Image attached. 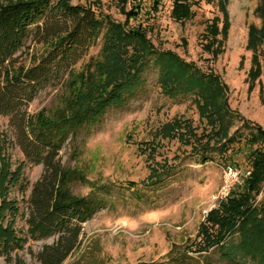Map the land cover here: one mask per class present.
Returning a JSON list of instances; mask_svg holds the SVG:
<instances>
[{
	"label": "trees",
	"instance_id": "trees-1",
	"mask_svg": "<svg viewBox=\"0 0 264 264\" xmlns=\"http://www.w3.org/2000/svg\"><path fill=\"white\" fill-rule=\"evenodd\" d=\"M141 1L127 13L129 18L140 16ZM161 1L154 0V10ZM200 1L203 0H173L172 19L179 23L189 20L194 15L192 7ZM219 6L222 21H208L202 37L203 51L214 58L223 53L230 27L224 0H220ZM256 12L261 25L250 26L247 45L253 54L249 93L263 75L260 49L264 44V0ZM104 25L106 33L98 57L75 70L84 62ZM29 40L42 46L44 52L26 64L17 55ZM153 59L165 95L194 96L201 118L212 129L200 138L215 142L224 136V143L219 141L212 147L222 154L223 161L236 166V156L242 154L248 155L250 164L240 184L209 212L202 224L194 251L199 254L198 259L189 257V249L174 246L162 264H211L209 255L213 251L227 264H264V129L255 126V132L244 138L237 133L227 135L234 118L240 115L231 110L228 87L219 75L202 73L174 53L158 52L142 26L131 27L107 17L100 19L91 8L72 5L71 0L0 2V116L9 118L26 159L44 167L28 201V235L33 240L57 236L53 245H46L38 254L41 264H65L81 247L83 225L102 205L99 199L73 194L71 184L81 177L61 164L63 144L70 137L77 138L82 129L95 126L110 107L123 104L124 95L132 94L140 85V76ZM65 76L70 81L61 106L54 111L28 114L26 109L39 89ZM177 126L185 131L179 133ZM175 133L183 134L184 142L197 137L186 121L167 128L168 137ZM243 139L244 149L234 151ZM10 144L8 136L0 133V258L8 264H24L13 258V253L24 249L27 239L16 226L20 209L11 192L21 184L25 165L13 168ZM151 148V152L156 151L155 146ZM207 160L204 155L203 164ZM162 174L163 171L153 169L152 184ZM20 188L26 192L25 187ZM260 195L263 196L258 202ZM236 236L238 240L234 242ZM82 258L89 264H109L94 252H84ZM80 259L72 264H82Z\"/></svg>",
	"mask_w": 264,
	"mask_h": 264
},
{
	"label": "rangeland",
	"instance_id": "rangeland-1",
	"mask_svg": "<svg viewBox=\"0 0 264 264\" xmlns=\"http://www.w3.org/2000/svg\"><path fill=\"white\" fill-rule=\"evenodd\" d=\"M16 1L20 0H0L2 3ZM219 2H196L192 7L193 17L179 23L171 17L173 0H162L157 10L153 8L154 0H142L140 16L134 19L127 13L140 3L138 0H71L72 5L91 8L100 19L107 17L131 27L142 26L158 52L174 53L202 73L219 75L228 87L231 110L240 115L234 118L227 135L231 137L237 133L244 138L255 132V126L264 129V44L260 49L263 75L250 93L248 76L253 54L247 48L250 26L261 25L256 12L261 0H224L230 27L223 53L214 58L203 51L202 37L208 21L223 19ZM105 33L106 25L84 62L75 70L98 57ZM43 52L42 46L29 40L17 56L29 64ZM69 81L65 76L42 86L26 109L27 113L33 115L58 109ZM124 96L123 104L110 107L95 126L82 129L77 138L70 137L60 151L61 164L77 171L81 177L71 184L73 194L102 201L96 214L83 225L80 249L65 264L76 262L84 252H94L109 264H162L174 246L189 249V257L198 259L199 254L194 253L199 242L198 233L206 213L208 215L218 206L224 170L231 166L212 147L219 141L224 143L226 138L223 136L215 142L200 138L212 129L201 118L194 96L165 95L160 88L154 59L141 74L140 85L132 94ZM185 121L194 129L196 139L184 142L183 134L179 133L185 129L178 126L179 133L167 136V128ZM0 133L10 139L13 168L25 165L22 182L12 190L11 198L18 202L20 214L16 226L27 243L22 251L13 253V258L24 264H41L38 254L46 245H53L57 236L31 239L26 219L33 185L41 178L44 167L26 159L9 118L0 116ZM243 143L244 139L234 151H242ZM151 146L156 147L155 152H151ZM204 155L208 160L203 164ZM236 157L237 164L231 167L241 172L242 179L250 170L248 155ZM153 169L163 171L156 184L150 179ZM233 240L237 242L238 237ZM209 261L227 264L214 251L210 253ZM80 262L89 264L84 258ZM0 264L8 263L0 258Z\"/></svg>",
	"mask_w": 264,
	"mask_h": 264
},
{
	"label": "built area",
	"instance_id": "built-area-1",
	"mask_svg": "<svg viewBox=\"0 0 264 264\" xmlns=\"http://www.w3.org/2000/svg\"><path fill=\"white\" fill-rule=\"evenodd\" d=\"M241 182V172L234 167H226L224 170V185L217 199L218 202L226 199L237 184ZM207 216V213H206Z\"/></svg>",
	"mask_w": 264,
	"mask_h": 264
}]
</instances>
